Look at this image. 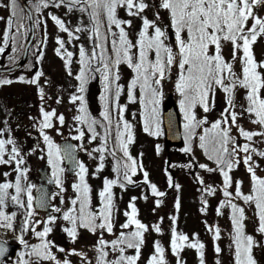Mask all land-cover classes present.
Listing matches in <instances>:
<instances>
[{
  "label": "snow or ice",
  "instance_id": "snow-or-ice-1",
  "mask_svg": "<svg viewBox=\"0 0 264 264\" xmlns=\"http://www.w3.org/2000/svg\"><path fill=\"white\" fill-rule=\"evenodd\" d=\"M50 5L56 8L63 5L69 12L75 9L87 13L91 21L90 28L81 25L76 27L73 32L63 19L50 14L51 20L59 31L67 33L71 39L79 40V36L75 33L88 31L90 32L89 39L93 41L91 52L86 50L83 45L79 46L78 62L81 65V70L75 77L79 83L77 93L70 96V103L76 105L79 102L77 108L79 114L74 119L81 125H87V131L91 133L90 142L96 140L99 135L96 132V125L101 122L89 115L84 93L89 82V73L100 72L104 83V95L101 97L104 100L103 118L107 125L101 124L102 127H106L104 143L93 150L101 153L96 173L102 172L105 168V152L116 157L117 149L110 150L107 145L108 135H110V129L113 126L112 105H115L121 114L115 121L116 140L117 148L123 153L125 160L116 159L113 169L116 173L115 179L104 178L103 188L98 193L100 206L94 210L91 197L92 189L87 180V166L83 162L76 161L73 155L76 149L73 145L62 148L46 132L47 129L55 127L54 119L63 125L65 123L64 115H58L55 109L49 111L41 107V118L36 126L47 146V162L52 168L53 178L49 182H54L58 186L59 191L55 195L61 197V205L64 204L63 193L66 191L62 179L65 169L61 167L65 158L72 160L78 168L76 172L78 180L72 184L76 195L70 199L67 209L59 206L52 207L51 212L59 215L49 214L43 221H37L34 219L36 211L33 208L32 197V189L36 186L26 184L29 169L24 167L25 156L13 138H3L4 132L9 129H0V165L11 166L14 164L15 167L12 168V171L16 173L14 182L7 179L0 182V227L14 230L16 213L6 212L9 201L26 211L22 234L18 238L25 250L20 253L18 264H42L44 261L52 262V264H71V261L67 259L63 261L57 259L52 251L57 245L48 239L58 220L65 222L66 226L62 225L61 231L66 233L73 243L79 238L81 229H86L93 235L99 233L94 245L97 252L96 264H138L149 225L138 219L139 210L135 203L137 198L132 197L128 205L129 210L124 212L126 221L119 225L121 231L116 234L115 213L117 209L113 189L116 186L124 190L128 185L139 186V182L133 178L138 173H142L143 183L150 186L153 196L164 197L166 193L160 191L156 184L151 183L149 173L144 170L143 163L130 153V145L134 143L135 135L133 125L123 119L122 113L126 111L127 106L119 104L121 93L124 91L123 86L119 83L122 64L131 69L133 74L127 86V99L130 103H136L137 90H139L141 94L139 102L144 108L143 130L153 136L161 135L159 106L164 98V82L169 79L173 66L178 69L175 89L181 97L179 103L185 120L186 146L182 151L191 154L193 141L198 139V147L203 149L208 160L213 161L216 165L215 168L208 167L206 164H200L199 167L208 172H219L222 175L223 194L229 198L233 196L232 192L228 190L233 183L230 173L241 162L246 166V171L251 175L252 191L249 194H243L239 187L242 182H237L235 198L242 199L246 204L255 205L258 215L257 231L264 234V177L256 174L258 165H255L251 155L255 152L264 157V151L257 152L250 143L238 144L236 136L232 135L233 128H235L239 136L249 142L253 141L254 137H264V130H246L238 123L240 119L247 116L253 124L260 125L261 129H264V60L258 61L253 50L258 39L264 38V16L257 12V9L264 6V0H158L152 5L156 9L155 19H149L143 15L145 10L150 7L146 0H25L24 6H21L18 0H5L4 3H0V8L9 9V16H0V20L4 21L6 25L0 54L5 52L10 39L15 41L17 36L26 35L27 30L21 32V29L24 28L22 21L25 18L33 19V9L40 13ZM25 8L28 9L26 17L24 15ZM121 8L129 17L139 18L142 22L135 43L129 38L127 31V28L132 26V20L119 17L118 9ZM160 9L166 10L167 22L162 20ZM101 16L106 18V31ZM42 22L40 19L34 21L37 26ZM169 29L173 30L175 50L169 43ZM14 30L16 35H12ZM109 35L112 37L110 41L112 55H109L107 50ZM56 42L59 45L55 49L56 54L65 61L66 70L71 75L74 53L67 49L63 38L57 37ZM226 44H231L228 58L224 51ZM134 49L136 51H133ZM39 59H43L42 52ZM93 61L97 62L95 68H93ZM237 61L241 66L239 74L234 68ZM43 75L44 73L39 71L30 80H25L23 76L20 77V82L34 84L38 87L41 100L45 98L44 87L40 84ZM11 83H13L12 80H0V86ZM241 89L244 90L245 103L238 104L237 93ZM217 90L224 94L225 107L219 117L211 122L210 127H203L209 123L208 117L205 115L198 118L196 109L199 107L203 113L212 112L217 104ZM56 102L60 103L61 98L57 97ZM237 108L240 110L237 111ZM202 127L203 132L197 137V129ZM77 132L78 135L72 138L82 140L85 131L78 128ZM9 145L11 146L10 150ZM81 149L83 150L82 145ZM160 150V146L157 145V152ZM241 153L245 155L241 157ZM88 155L91 157L92 153L89 152ZM43 158L42 156L41 159ZM186 167H191V165H186ZM2 175L8 177L11 172H4ZM198 182L204 184L203 179H199ZM169 186L177 189L180 187L178 184L173 185L170 177ZM205 191L214 194L215 188L209 186ZM23 194L27 195L26 204L22 199ZM143 198L146 200L147 196ZM161 203V200L156 201L157 206ZM204 204L207 205V200H204ZM47 206L45 197L42 195L39 207ZM175 207L177 210L180 207L178 199ZM225 207L231 208L234 227L232 236L234 264H257L253 249L261 245L245 231V220L248 219L245 209L233 203L232 199H227L220 203L217 213L222 214L220 209ZM206 210V207L201 209V211ZM175 219L176 217H173L174 222ZM39 223H43L44 226L42 230L37 231ZM153 227L157 233L161 231L159 224ZM29 229L38 238L39 243L29 245L24 239L23 233ZM105 233L115 236V239H105ZM220 234L219 227H216L214 230L216 240L220 239ZM185 247L197 249L201 264H204L205 245L198 238L194 242L190 241L188 235L178 233L173 228L171 238L173 254L179 256ZM128 249H134L135 254L128 255ZM6 251L7 249L0 244V257H3ZM58 251L63 253L65 249L59 247ZM110 251L118 254L115 259L108 258ZM165 251L160 242L156 241L154 252L148 258L147 264H167ZM221 251L222 249L217 245L215 252L219 254ZM71 254L84 256L86 259L83 252H78L75 249L71 251ZM88 264H91V261ZM178 264H182V262L178 260Z\"/></svg>",
  "mask_w": 264,
  "mask_h": 264
},
{
  "label": "rangeland",
  "instance_id": "rangeland-1",
  "mask_svg": "<svg viewBox=\"0 0 264 264\" xmlns=\"http://www.w3.org/2000/svg\"><path fill=\"white\" fill-rule=\"evenodd\" d=\"M147 3H149L150 7L146 9L145 11L147 12L149 9L153 12L152 15L149 17L151 19H155V11L156 9L152 6L155 3L158 2V0H146ZM2 11V10H1ZM161 12L162 20L167 22V12L166 10L160 9ZM257 12L259 15L264 16V6H262L260 9H257ZM72 13V16H71ZM56 15L63 19L66 23V25L69 27L71 31H73L71 28H76L78 26L83 25V23H80L78 21L72 22V19L75 18V15L81 14V12L75 10L69 12L68 9L65 6H61L59 8H56L54 6H49L47 9H43L42 12L37 13L36 12V19H40L43 21L41 24L38 25L40 28V37H39V50L38 56H40V53H43V59H41V63L45 65V67H48L52 72V77L55 78L58 81H62V86L65 88V90H61V96L65 99L67 103V107L71 108L72 103H70V96L74 93H76V87L78 86V81L75 78V81L72 79L73 74L77 75L80 70H81V65L79 64V46L82 45V37H83V42L86 45L88 42L87 39H89L90 34H88V31L85 32H80V33H75V35L79 36V40H74L76 43L75 49L73 50L76 54V59L74 62V65L71 66V72L72 74L69 75L68 71L66 70L65 66V61L61 59L60 56L56 54L55 49L59 46L56 42L57 37H61L64 39V36L68 38V41L71 39L67 33L64 34V32L59 31L55 23L51 20V15ZM87 13H82L83 18H86ZM118 15H120L121 19H125L126 12L123 8L118 9ZM73 17V18H72ZM76 20V19H74ZM87 22V20L85 21ZM80 23V24H79ZM24 28H22V33L25 32L26 30L28 31L27 26L25 23L23 24ZM87 27V24L83 25ZM27 31L26 35L23 36V46L25 43V38L27 36ZM172 29H169V43H171L174 47L175 50V41H174V35L172 34ZM74 32V31H73ZM29 33V32H28ZM46 41V42H45ZM72 41V40H71ZM108 45H111L110 43V38L108 39ZM67 47V46H66ZM87 48L91 50L88 46ZM230 49H231V44H226L225 45V56L230 55ZM253 50L255 53V56L258 61L264 60V38H259L257 43L253 46ZM240 63L237 61V63L234 65L235 71L237 74L240 73ZM133 75V74H132ZM132 75L127 77L126 82L127 84L129 83L130 79L132 78ZM178 78V69L173 66L172 73L169 77L164 82V98L159 106V111L161 113V109L163 107V110L166 111L169 108H171L173 105L177 107V102L180 101L181 97L179 93L175 89V83ZM50 82V81H49ZM95 92H97L96 87H93ZM56 90V89H55ZM54 90V91H55ZM242 91V92H241ZM237 93L238 95V104H243L245 103L243 99V92L244 90L241 89ZM224 94L217 90V104L216 108L209 113H203L202 110L198 111V118H202L203 116H207L209 123L213 122L215 119L219 117L220 112L222 109L225 107L224 103ZM141 98V94L139 90H137V102L136 103H130L127 99V90L123 91L121 93L120 99H119V104H124L127 106V110L129 113V122L133 125V131L135 135V141L133 144L130 145V153L131 150H134L135 153H133V157L137 158L139 161L143 163L144 170H146L149 173V180L151 183H154L157 185L158 189L160 191L166 192V195L164 197H159V200L162 201V203L157 206L156 201L153 199L152 193L149 191L147 185L143 183V176L142 173H138L136 177L133 179L137 182H139V186L135 185H128L126 190L121 189L120 187L116 186L113 189V192L115 194V205H116V213L115 217L120 216L119 218V223L115 228L116 234L121 231L119 225L124 223L126 221V217L124 216V212L128 211V205L129 202L131 201L132 197H136V206L139 210V215L138 219H140L143 223L149 225V231L145 234L147 239H150V241H154L155 238H159L158 240H161L163 243V246L167 248V252L172 257L173 264H178V260L182 262V264H201L200 261V256L199 254L196 255V249L185 247L183 250L179 253V256H175L173 252L171 251V241L167 242L166 237L168 238L169 236H166V234H161L157 235V233L154 230V225H161L160 229L162 233H166L170 231V227L168 226L167 219H169V211L172 212V217H176L175 222L172 219L173 223V228L176 229L178 233H183L188 235L189 240L194 242L197 238L201 240V243L205 245L204 247V264H234V246H233V240L232 236L234 235V227L232 224V219L227 216L226 214H218L216 208V203L213 202L211 205V208H208L206 211L201 212L199 211V208H195L191 201L188 200L187 202H182L181 199L184 201L186 200V197L188 195V191L184 188L179 187L173 188L169 186V177L167 173V162H168V152H167V144L165 141V132L161 128V114H159V121H160V130H161V135L159 136H153L149 135L143 130V105L139 102ZM93 103V108L95 107V113L98 118L99 115L103 116L104 109H100L96 107L95 102ZM79 104V102H77ZM76 104V105H77ZM78 106V105H77ZM240 109L237 108V111ZM181 117V125L182 129L184 128L185 120L180 113ZM128 121V119H127ZM208 124H205V127L209 126ZM246 130L250 131H262L260 128V125L253 124L251 122V119L247 116L243 117L238 121ZM79 122L74 119V113L71 112L70 114H66V122L64 127H59L57 124H55V127L52 129H48L46 132L48 135H50L53 139V141L59 145L61 140L65 138H72L76 135H78L77 129L79 126ZM85 127V125H83ZM5 127V122H2V129ZM210 127V126H209ZM101 131V128L98 127V132ZM202 129L197 130V133H201ZM9 132H4V137L5 139L9 138L10 135L8 134ZM99 135L97 136V139L94 141L90 142V137L91 133H85V136L83 137L82 140H76L80 147L81 145L83 146L82 154H81V162H83L87 168H88V184L90 185L92 192H91V197H92V207L94 210L98 209L100 206V201H99V196L98 193L99 191L103 188V180L105 177L109 179H115L116 178V173L113 171L115 165H116V157H119L120 159L125 160V157L123 156V153L119 151L115 144L113 143V140L108 136V141L107 145L108 148L111 149H117L116 150V157L114 158L112 155L109 154V152H105V168L102 172L96 173V168L98 167L99 164V156L101 153L93 151L94 149L100 147L104 143V137L106 133H98ZM232 134L236 136L237 143L238 144H243V143H250L251 147L255 148L257 152L264 151V137H254L253 141L249 142L246 141L243 137L239 136L237 133V130L233 128ZM148 135V136H147ZM185 135V133H184ZM41 144H44L41 146V149L36 151V156L38 159H35L32 164H29L27 168L29 169L27 178L31 180V184L37 186L38 185V179L40 178V173H39V168L42 166V164H47L49 167V172L52 175V168L47 162V146L45 142L43 141L42 137V142ZM157 145L160 146V151L157 152ZM186 146L185 145L182 148H179L177 152L179 153L178 158L175 160V164L177 166L180 164L182 166L183 170L185 168V165L189 162H191L193 168H196L197 171H205L206 169L200 168V164H206L208 167L215 168L214 165L209 164V160L207 156L204 153L203 149H200L198 147V143H194L193 141V152L191 154L184 153L182 149ZM9 150L11 149V146L9 145ZM17 147L19 149L21 148V141L18 139ZM94 147V148H93ZM180 151L182 155L180 154ZM38 152V153H37ZM91 152L92 156L90 157L88 153ZM94 152V154H93ZM196 152V153H195ZM45 155H42V154ZM142 154V155H141ZM245 154L241 153L240 156L243 157ZM253 157V162L255 165H258L256 167V174L260 177H264V157H261L257 155L255 152L251 153ZM44 157L45 159H41V157ZM7 158V157H5ZM15 165L11 166H2L0 165V182H3L5 179L11 180L14 182L16 173L12 171V168H14ZM62 167V166H61ZM170 168L172 167L169 166ZM64 168V167H63ZM173 173L178 176L180 174V169L178 167H174ZM65 171L62 174V179H63V186L65 188V192L63 193V199H64V204L61 205L60 200L61 197L55 195L54 197V205L62 207L63 209H67L69 206V201L71 198H73L76 194L74 193L72 189V184L76 183L78 180V177H70L66 174V168H64ZM4 172H11V175L8 177H4L2 174ZM233 172V175H232ZM231 172L232 176V181L235 182H242L241 185L243 187V190L241 191L243 194H249L252 191V180H251V175L246 171V166L241 162V164L233 169ZM142 177V179H141ZM171 178V177H170ZM33 179V180H32ZM186 179V178H184ZM193 179V177H192ZM173 178H171V182H173ZM232 183V184H233ZM28 184V183H27ZM146 187V190L143 189V187ZM204 185L207 187H212L215 188V191H217L220 194H223V177L219 172H215L212 175H208L206 173L205 178H204ZM240 187V185H239ZM36 188V187H35ZM33 188V194L34 190ZM172 188V191H171ZM234 188V187H233ZM235 187L233 190V193L236 192ZM11 191V190H10ZM59 191V188L57 189V192ZM56 192V193H57ZM25 196V195H24ZM147 196L149 199H144L143 197ZM27 195L25 197H22L24 199L25 204L27 203ZM177 199L179 200L180 207L177 210L175 207ZM230 199H236L233 196ZM254 205V204H253ZM33 208L34 207V198H33ZM246 210L248 211V207H246ZM36 211V209H35ZM6 212L11 214L13 212L16 213L15 221H14V230L17 231L18 227L22 228L23 227V222L24 218L26 216V211L25 209H21L17 205H14L11 201L8 202V206L6 208ZM44 213H40L36 211V215L34 217L35 220L37 221H43L45 218ZM250 222H246V227L253 232V237L254 239L261 245L259 247H255L253 249V255L257 261V264H264V234H261L257 231L258 228V215L257 212L254 214H250ZM65 225V222L58 220L57 224L54 228V231L49 235L48 239L52 240L57 247H54L52 249L53 254L57 256V259H60L63 261L64 259H67L71 261V264H78L80 262L81 256L78 255H73L71 254V251L75 249L78 252H83L86 256L90 257V259L95 262L96 258V250L94 245L97 242L98 236L99 235H93L92 233L88 232L86 229H81L80 231H84L85 234L81 233L80 236L82 235V239H77L75 243L71 241V239L67 236L66 233L61 231V226ZM43 223H39L37 225V231H40L43 229ZM66 226V225H65ZM216 227H219L220 229V239L216 240L214 236V230ZM172 228V230H173ZM212 229L211 231L209 229ZM5 228L1 227L0 228V234H9V237H13L10 241V243H15V234H13L12 231H4ZM32 231L29 229L23 236L24 239L28 242L29 239L32 240L33 244L39 243L38 238L35 236L33 237ZM105 239L111 240L115 239V236L113 235H106ZM4 240V236L0 235V240ZM31 245L30 243H28ZM219 245V247L222 249V251L217 254L215 252V247ZM59 247H63L65 249V252L61 253L58 251ZM24 245H21L20 248L18 249V252H16L15 256L11 259L10 262L6 264H18V261L20 260V253L23 252ZM27 259L28 257H24ZM42 264H52V262L49 261H44Z\"/></svg>",
  "mask_w": 264,
  "mask_h": 264
},
{
  "label": "flooded vegetation",
  "instance_id": "flooded-vegetation-1",
  "mask_svg": "<svg viewBox=\"0 0 264 264\" xmlns=\"http://www.w3.org/2000/svg\"><path fill=\"white\" fill-rule=\"evenodd\" d=\"M4 2L5 0H0V3H4ZM18 2L21 6H23L19 0ZM27 14H28L27 10L25 9V12H24L25 17L27 16ZM33 15L36 20V16L34 12H33ZM0 16L8 17L9 9L0 8ZM22 23L23 24L25 23L26 26L27 24L29 25V19L27 18L23 19ZM29 30H30V27H29ZM5 31H6L5 22L0 20V46H3V33ZM21 32H22V29H21ZM12 35H16L15 30L13 31ZM28 37H29V33L25 38L24 46H23V36H17L15 41H12L10 39L8 46L5 48V52L0 54V80L8 79V80L13 81V83L11 84H5V85L0 86V129H2V122L4 121L6 122L4 129L5 128L9 129L8 134L10 135L11 138H13L16 141V145L18 143V139H20L21 148H22L20 150H21V153L25 156V160H26L24 167H27L29 164H32V162H34L35 159H38V157L36 156V151L40 150L41 146L44 145V144H41L42 135L40 134V131L38 127L36 126L38 121L41 118V112H40L41 107L49 111L52 109H55L58 115L63 114L65 117V122H66L67 113L70 114L71 112H73L74 117L79 114L77 111V108H78L77 105L79 104L77 105L71 104L69 105L71 106V108H69L67 107V103L65 99L61 96V93H63L61 92V90H65V88L62 86L63 80L58 81L55 78H53L52 77L53 72L48 67H45V65H43L39 61L38 59L39 56H37L35 60V56L33 53H31V49H30L29 57L25 65H23L21 68L17 70L3 71V69L10 68L18 64L21 61L24 55V50H25ZM36 37H37V25H36L35 38ZM20 49H21V52L19 51ZM39 71H42L44 73V75L40 79V84L44 87V90H45L44 100L40 99L39 89L36 85L20 82V77L23 76L25 80H30L34 78L35 74ZM98 85L100 86V91H98V89L96 88L97 93H98L97 98L89 99L85 96V99L87 102L88 113L93 119H96V120H98V116L95 113H93V111H95V107L94 108L92 107L93 106L92 102H95L96 107L100 109H104V100L101 99V97L104 95V91H103L104 86L100 84L99 82H98ZM93 87H96L95 82L90 83L89 86L86 85L87 90L93 89ZM77 89H78V86L76 87V93H77ZM57 97L61 98L60 103L56 102ZM112 110L113 108H111V111ZM98 115L100 119H103V117L100 114ZM116 118H118V115L116 116L113 114L112 119H116ZM53 122L54 124H57L59 127L60 126L64 127L65 125V123L63 125H60L58 120H55V119ZM100 122H101L100 124L96 125V132L106 133V127H102L101 124L106 126L107 122L106 121H100ZM98 127L101 128L100 132H98ZM78 128H82L87 134L89 133L87 131V125H85L84 127L83 125L79 124ZM110 133H117L114 121H113V126L110 129ZM66 139H71L74 142L79 152L78 162H81L82 149L80 145L77 142H75V139L70 138V137L65 138L61 140L59 145L61 146V143L65 141ZM42 155H45V154L43 153ZM46 158L48 159V157ZM44 159L45 158H43V160ZM61 166L66 168V174L68 176L76 177V172L78 171V168L73 174H68V166L66 165L65 160L62 162ZM39 173H40V178L38 179V185L36 186L34 190V194H33V189H32V197L34 198V207H35V192L39 186H47V188L52 192V199H51L50 207L51 208L56 207L54 205L55 203L54 197L57 192L58 186L54 182H49L53 178L49 172L48 165L42 164V166L39 168ZM43 174L45 175L44 178L42 177ZM27 183L31 184V180L29 178H27L26 184ZM25 196L22 195V197H25ZM38 212L44 213L46 216L45 218H47L48 212H41V211H38ZM50 213L52 215H59L57 213H52V212ZM4 231H12L13 234L16 233L15 230H9L7 228H5Z\"/></svg>",
  "mask_w": 264,
  "mask_h": 264
},
{
  "label": "trees",
  "instance_id": "trees-1",
  "mask_svg": "<svg viewBox=\"0 0 264 264\" xmlns=\"http://www.w3.org/2000/svg\"><path fill=\"white\" fill-rule=\"evenodd\" d=\"M73 11H75V9L73 10ZM72 11V12H73ZM78 11V10H77ZM33 12L35 13V16H36V12H35V10L33 9ZM80 12V11H79ZM152 11L149 9L147 12L145 11L144 13H143V15H146L148 18L152 15ZM71 16H72V13H71ZM74 16H75V18H73L72 19V22L74 23V21H78V22H80V23H83V25H85V23L87 24V27H91V21H90V18H89V16L88 15H86V18H83V16H82V12H81V14H79V15H75L74 14ZM125 16V20H128V19H131L132 20V26H131V28H127V26H126V28H127V31L129 32V38L133 41V43H135L136 42V40H137V37H138V32L140 31V28H141V20L139 19V18H133V17H129L127 14L126 15H124ZM119 17H120V15H119ZM37 18V17H36ZM74 19H76V20H74ZM149 19H151V18H149ZM87 20V22H85ZM101 20L104 22V25H105V31H106V28H107V21H106V18L104 17V16H101ZM79 23V24H80ZM27 28H28V31H27V35H28V32H29V25L27 24ZM73 31H75V29L74 28H71ZM114 31H116V29H113ZM40 28L37 26V37L34 39V41H33V43H32V45H31V53H33L34 54V56H35V60H36V58H37V56H38V52H37V49L38 48H40L39 47V45H38V42H39V37H40ZM78 34V33H77ZM88 34H90V32L88 33ZM63 35H65V33L63 34ZM109 38H110V41H111V39H112V37L109 35ZM64 40H65V43H66V46H67V49L69 50V51H72V52H74L73 50L75 49V45H76V43L74 42V39H70V40H72L71 41V43H69V41H68V38L66 37V35L64 36ZM88 40V42L86 43V45L84 44V42H83V37H82V45L85 47V49L86 50H88L89 52H91V50H92V45H93V41H91L90 39H87ZM87 46L91 49V50H89L88 48H87ZM107 50H108V54L109 55H112V48H111V45H108L107 44ZM20 52H21V49L19 50ZM133 51H136L135 49L133 50ZM19 52V53H20ZM226 58H228L227 56H226ZM38 59H39V57H38ZM75 59H76V54L74 53V55H73V58H72V64H71V66H73L74 65V62H75ZM20 60V59H19ZM39 61L41 62V59H39ZM32 63H33V61H32ZM31 64V63H30ZM34 64H36V63H34ZM97 66V62L96 61H93V68H95ZM130 75H132V71H131V69H129L126 65H121L120 66V77H121V79H120V81H119V83L123 86V88H124V91H126L127 90V86H128V84H127V82H126V79H127V77H129ZM75 77H76V75L75 74H73V80L75 81ZM92 82H95L96 83V88L98 89V91H100V86L98 85V82L100 83V84H102L103 86H104V83H103V79H102V75H101V73L100 72H97V71H92V72H90L89 73V82L87 83V85L89 86V84L90 83H92ZM241 91V90H240ZM242 92V91H241ZM244 93V92H243ZM85 96L87 97V98H89V99H91V98H97V96H98V93L97 92H95V90L94 89H89V90H87V88H86V91H85ZM243 96H244V94H243ZM237 102L239 103V100H238V95H237ZM121 106H124V104H121ZM111 108H113V110L111 111V114H112V116H113V114L114 115H118V118H116V119H113V121L115 122L117 119H119V117H120V113H119V111H118V109L116 108V106L115 105H112V107ZM177 108H178V110H179V113H181L182 114V116H183V118H184V113H183V110L181 109V107H180V103L179 102H177ZM200 110H202V109H200L199 107H197V109H196V112H197V114H198V111H200ZM161 128H162V130H164V125H163V114H164V110H163V107H162V109H161ZM101 115V114H100ZM122 115H123V119H125V120H127L128 119V121H129V113H128V110L126 109V111H124L123 113H122ZM103 117V116H102ZM98 120L99 121H104V118L103 119H100V118H98ZM209 126H210V123H209ZM208 126V127H209ZM203 127H205V125H203ZM203 127L202 128H199V129H202V132H203ZM260 128H261V126H260ZM199 129H197V130H199ZM261 130H264V129H261ZM165 132V131H164ZM202 132L201 133H197V137L200 135V134H202ZM184 133H185V129L183 128L182 129V136H183V144L182 145H178V146H171V145H169V144H167V152H168V155H167V157H168V162H167V173H168V177H171V178H173V182H171L173 185H175V184H178L181 188H185L187 191H188V195H187V197H186V200H182L181 199V201L184 203V202H187L188 203V200L189 201H191V203H192V205L195 207V208H199V211L202 209V208H205L206 207V209H208V208H211V205H212V203L213 202H215L216 203V208H219V205H220V203L221 202H223V201H225V200H227V199H230L229 197H225L224 196V194H220V193H218L217 191H215V193L214 194H209L207 191H205V189L207 188V186L206 185H204V184H200L198 181H199V179H203L204 180V178H205V175H206V173L208 174V175H212L213 173H215V172H208L207 170H205V171H197L196 170V168H193V166H192V164H191V162H189V163H187L186 165H191V167H186V165H185V168L183 169V170H181L182 169V166L179 164L178 166H177V164H175V160L178 158V156H179V153L177 152V150L179 149V148H182L184 145H185V143H186V141H185V139H184ZM162 134V133H161ZM116 135H117V133H110V135H108L112 140H113V143L115 144V146H116V148H117V140H116ZM233 135V134H232ZM148 136V135H147ZM196 141V143H198V139L197 140H195ZM195 141H194V143H195ZM118 149V148H117ZM133 153H135V151L134 150H131V155L133 156ZM196 153V152H195ZM180 154L182 155V153H181V151H180ZM116 158H118V159H120L119 157H116ZM121 161H123V159H120ZM209 164H211V165H214L215 167H216V165H215V163L213 162V161H210L209 160ZM172 165V167L170 168L169 166H171ZM173 166L174 167H178L179 169H180V174L178 175V176H176L174 173H173V171H174V168H173ZM230 175H231V173H230ZM232 175H233V172H232ZM192 177H193V179H192ZM232 177V176H231ZM184 178H186V179H184ZM141 179H142V177H141ZM143 180V179H142ZM240 185V190L242 191L243 190V187H242V185H241V183L239 184ZM142 186V185H141ZM238 186V184H237V182H235L234 181V183L231 185V187L228 189L230 192H232V194H233V197L235 198V193H233V190L232 189H234L235 187H237ZM143 187V186H142ZM234 187V188H233ZM147 188H148V192L150 191L151 192V189H150V186L149 185H147ZM174 188V187H173ZM143 189H145L146 190V187L144 188L143 187ZM222 189H223V185H222ZM171 191H172V188H171ZM146 192H147V190H146ZM147 192V193H148ZM166 193V192H165ZM23 195H25V194H23ZM147 199H149V197H147ZM153 199H154V201H157V200H159V197H157V196H153ZM204 200H207V205H205L204 204ZM232 202L233 203H236V204H238L240 207H243L244 209H245V214H246V216L248 217V219H246L245 220V224H246V222L247 223H249L250 222V217H249V215L250 214H254L255 212H257V209L255 208V205H253V204H246V203H244V201L242 200V199H232ZM245 206L246 207H248V211L246 210V208H245ZM201 212H203V211H201ZM220 212L221 213H224V214H226L227 216H229L230 218H231V208L230 207H225V208H223V209H220ZM119 218H120V216H117V217H115V225L117 226L118 225V223H119ZM172 219H173V217H172V212L171 211H169V219H167V223H168V226L170 227V231H168V232H166V233H162L161 231H160V233L159 234H157V235H163V234H166V236H169L168 238L166 237L165 239H166V241L167 242H169V241H171V238H172V228H173V223H172ZM147 225V224H146ZM159 226H161V225H159ZM22 228H20V227H18V229H17V231H16V234H15V239H16V241H15V244L16 245H18L17 246V250H16V252H18V249L20 248V246L22 245V244H20L19 243V237L21 236V234H22ZM245 231H246V233L247 234H249V235H252L253 236V232H252V230H250V229H248L247 227H246V229H245ZM89 232V231H88ZM81 233H83V234H85L84 233V231L82 230V231H80V234ZM25 233H23V235H24ZM82 234V235H83ZM0 235H2V236H4V241H7V242H10L11 241V239L13 238L12 236L11 237H9V234H5V232L3 233V234H0ZM82 235L81 236H79V240L80 239H82ZM95 235H99V233H97V234H95ZM107 235V233H105L104 234V238L105 237H107L106 236ZM161 235V237L160 238H162L163 236ZM33 237H34V235H33ZM159 238H155V240L154 241H150V239H147L146 238V236H145V244H144V246H143V248L141 249V256H140V260L138 261V264H147V260H148V258L153 254V252H154V244H155V242L156 241H159L160 242V244L163 246V243H162V241L161 240H158ZM3 240V239H2ZM10 240V241H9ZM199 241L201 242V240L199 239ZM27 243H30L31 245L33 244L32 243V240L31 239H29L28 240V242ZM164 247V246H163ZM165 248V256H166V260H167V264H173V261H172V257H170V255L168 254V252H167V248L166 247H164ZM172 251V250H171ZM182 251H184V250H182ZM16 252L14 253V255L13 256H11L6 262H4L3 264H6V263H8V262H10L11 261V259L15 256V254H16ZM127 254L128 255H134L135 254V250L134 249H128L127 250ZM199 254V251L196 249V255H198ZM118 254L117 253H112L111 251L109 252V259H115L116 258V256H117ZM175 256H177V255H175ZM96 257H97V254H96ZM93 260V259H92ZM91 259H90V257H88V256H86V259H85V257L84 256H81V258H80V262L78 263V264H88V262L89 261H91V264H96V258H95V262L93 263V261H92ZM175 264V263H174Z\"/></svg>",
  "mask_w": 264,
  "mask_h": 264
},
{
  "label": "water",
  "instance_id": "water-1",
  "mask_svg": "<svg viewBox=\"0 0 264 264\" xmlns=\"http://www.w3.org/2000/svg\"><path fill=\"white\" fill-rule=\"evenodd\" d=\"M21 2V4L24 6L25 5V0H19ZM27 10L28 13V9L25 8ZM33 15V12H32ZM35 18L33 15V19L29 20V37L28 40L26 42V46H25V50H24V55L21 59V61L10 67L7 69H3V71H13V70H17L19 68H21L23 65H25L28 57H29V52L31 49V45L35 39L36 36V25L34 23ZM163 125H164V131H165V141L166 143H168L171 146H178V145H182L183 144V136H182V125H181V117H180V113L178 108L173 105L171 108H169L168 110L164 111L163 114ZM67 145H73L75 147V152L73 153L76 161H78V150L74 144V142L71 139H66L65 141H63L61 143V147L64 148ZM65 163L68 166V174H73L77 167L75 166L74 162L70 159L65 158ZM44 174L42 175V177L44 178ZM45 197V201L46 204L48 205L45 208H41L39 207V202H40V198L41 196ZM51 199H52V192L47 188V186H39L36 189L35 192V208L38 211L41 212H48V215L51 214L50 210V204H51ZM0 244H2L6 249V253L4 254L3 257H0V264H3L4 262H6L11 256L14 255V253L17 250V246L15 243H10L4 240H0Z\"/></svg>",
  "mask_w": 264,
  "mask_h": 264
}]
</instances>
